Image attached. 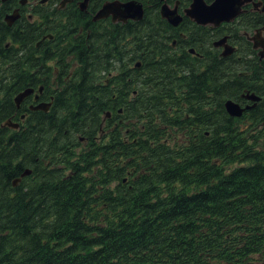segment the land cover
<instances>
[{
    "label": "trees",
    "instance_id": "16d2710c",
    "mask_svg": "<svg viewBox=\"0 0 264 264\" xmlns=\"http://www.w3.org/2000/svg\"><path fill=\"white\" fill-rule=\"evenodd\" d=\"M104 1L90 0L88 14L79 10L69 29L80 27V15H93ZM138 1L145 6L141 21L89 19L86 44L78 37L65 45L76 55L72 72L82 79L72 80L66 91L71 102L56 106V122L69 121L68 132L42 142L40 168L37 141L28 140L25 151L2 146L0 164L6 172L0 173V183L9 184L17 169L33 172L14 192L0 188V264H264V59L246 36L264 26L262 7L210 28L188 17L173 26L161 17L162 0ZM166 1L178 2L181 10L192 2ZM2 13L0 39L7 30ZM185 28L189 39L174 49L173 38ZM23 29L13 41L32 43V25ZM226 34L237 48L223 57L212 42ZM5 52L1 56L13 61L14 54ZM33 61L27 58L36 67ZM100 75L109 77L108 86L94 78ZM248 92L260 101L242 117H231L226 100L252 104L242 96ZM91 108L99 113L122 108L135 117L137 130L143 128L121 153L101 147V167L91 163L95 146L78 151L79 145L71 144L86 132L82 120L97 122L89 120ZM164 125L171 137L196 133L198 145L175 142L164 152ZM33 128L30 116L17 133ZM48 159L66 164L71 174L49 167ZM195 169L196 192L175 187H191ZM127 170L134 172L133 193L125 194L127 186L118 184L113 195L108 185L121 182ZM164 183V192L156 189ZM93 187H98V208H89L81 197ZM43 236L53 237L54 244Z\"/></svg>",
    "mask_w": 264,
    "mask_h": 264
},
{
    "label": "flooded vegetation",
    "instance_id": "af4514ba",
    "mask_svg": "<svg viewBox=\"0 0 264 264\" xmlns=\"http://www.w3.org/2000/svg\"><path fill=\"white\" fill-rule=\"evenodd\" d=\"M65 2L64 4L62 2ZM83 0H0L1 19L7 26L6 32L3 33L4 37L0 39V152L2 146L5 144L8 148L10 145L25 151L28 140L31 142L37 141L35 151V163L37 169L40 168L43 159L40 156L41 144L46 139L54 140L56 133L61 137L68 132L69 121H65V124L57 123V114L60 110H56L58 104H69L70 92H66L70 86L72 80H80L82 77L74 75L71 69V65L76 63V55L73 54L65 45L71 39H77L80 37L81 45L86 44L89 37L88 20L93 18V15L86 16L88 14V7L85 11L81 10V2ZM256 1V0H255ZM179 11L183 14L184 8ZM245 13H251L259 11L261 6H255L253 3H249L244 7ZM16 9L19 10L20 17L12 24L9 25L5 16L13 13ZM79 10L85 14H81L82 25L80 27L69 26L72 23H77L79 16ZM111 19V18H110ZM112 20V19H111ZM26 24H31L34 29L33 42L32 43H20L13 41V35L16 31L23 32V27ZM68 32H73L71 35ZM249 32H246V35ZM180 37L173 38L172 47L179 49L180 44L189 39V30H178ZM248 38V37H247ZM216 39L213 40V42ZM250 40V39H248ZM264 42V31L259 39ZM251 41V40H250ZM212 42V46L214 47ZM252 42V41H251ZM63 49V50H62ZM9 51L14 54V60L4 59L1 56L2 52ZM62 51H64L62 53ZM6 53V52H5ZM191 53V52H190ZM194 54V53H192ZM92 55H95L93 53ZM34 58L32 62L36 67H31L27 64V58ZM66 60V61H65ZM66 67L63 69V67ZM26 71H30L29 74ZM94 78L104 80L103 86H108L109 77L102 75L95 76ZM129 80L133 78L130 75ZM28 92L23 99L17 103L15 98L20 94ZM135 94V93H134ZM165 102H168L165 100ZM249 102V101H248ZM251 104L250 102L247 104ZM93 116L89 120H96L97 122L88 123L85 120L81 121L80 126H86V132L76 134L75 139L71 142L72 145L78 144L77 150L80 151L84 148L90 149L95 146L96 149L92 152L94 156L91 159V163H98L101 167V158L103 151L101 147L110 146L116 148L114 151L121 153L123 146L131 145L137 141L136 133L142 132V129H136V120L133 115H127L122 108L109 109L107 111L99 113L98 108H91ZM32 116L34 120L35 128L28 132L17 133L27 123L28 118ZM42 118L48 120L45 125ZM143 127V125H139ZM168 126H163V134L161 142L163 143V151L165 152V146L171 143H183L185 145L190 142L193 145H198L199 140L197 134L184 135L183 138L171 137L168 134ZM206 135H210L206 131ZM149 143H154V140L147 139ZM46 165L54 168L56 165L63 169V173L67 176L71 174V170L67 169L66 164L60 163V161H53L48 159L44 161ZM196 162V161H195ZM119 163H116L117 170ZM122 168H128L123 164ZM27 168L26 170H28ZM17 169L16 176L12 178L9 184L0 183V188L3 191L11 193L19 189L26 171ZM120 171V170H119ZM6 172L1 168L0 173ZM89 173V172H86ZM133 171L127 170L126 174L122 177L121 182L112 181L108 188L111 193L115 194V187L120 185L127 186L128 190L125 194L133 193L131 181L133 179ZM39 178L37 177V183ZM198 171L193 170L192 185L191 187H182L180 184H175L178 189H183L186 193H194L198 190ZM126 189V188H125ZM159 189L160 192L166 190V184ZM98 187H93L91 193L83 192L81 194L82 199L88 205L89 208H98L99 199ZM128 201L129 199H125ZM149 203H141L142 206H146ZM107 205L103 204V208ZM117 205L116 207H118ZM155 207L157 205H154ZM197 223L200 220L196 221ZM51 239V243L54 244V238L51 236L41 237V239ZM147 254H154L147 252ZM234 264H237L235 262Z\"/></svg>",
    "mask_w": 264,
    "mask_h": 264
},
{
    "label": "water",
    "instance_id": "95a60500",
    "mask_svg": "<svg viewBox=\"0 0 264 264\" xmlns=\"http://www.w3.org/2000/svg\"><path fill=\"white\" fill-rule=\"evenodd\" d=\"M6 1V0H3ZM90 0L81 2V10L85 11ZM160 14L163 19H166L171 25L179 26L184 16H187L198 25L209 26L210 28L219 27L223 23H231L235 21L243 12L246 11L245 5L253 3L255 6H262V1L258 0H192L191 4L185 8L183 14L179 11L178 3L171 6L166 0H162ZM65 3L64 1L62 2ZM264 12V6L261 9ZM145 6L143 2L138 0H107L101 8L94 14L93 20L98 21L111 17L114 23H127L131 21H141L144 18ZM20 17L19 10L16 9L13 13L7 14L5 20L9 25H12ZM264 31V26L256 29L253 35L248 38L253 42L254 49H259L258 54L261 59H264V42L260 41V37ZM215 48L221 49V55L227 57L232 55L236 46L230 42V35L226 34L223 37L216 39L213 42ZM195 52V49H190ZM140 67V63L136 64ZM28 92H24L15 98L19 103ZM246 100L253 101V104L242 106L240 102L233 99H228L225 102V108L228 114L232 117H242L244 112L252 109L260 101L261 96L256 93H245L242 95ZM31 170H26L23 175H27Z\"/></svg>",
    "mask_w": 264,
    "mask_h": 264
},
{
    "label": "rangeland",
    "instance_id": "374dc122",
    "mask_svg": "<svg viewBox=\"0 0 264 264\" xmlns=\"http://www.w3.org/2000/svg\"><path fill=\"white\" fill-rule=\"evenodd\" d=\"M253 33H254V32H253ZM253 33H251L250 35H253ZM178 37H180V34H178L177 37H174V39H177V40H178ZM133 57H134V55H133ZM88 71H90V68H88Z\"/></svg>",
    "mask_w": 264,
    "mask_h": 264
},
{
    "label": "bare ground",
    "instance_id": "6f19581e",
    "mask_svg": "<svg viewBox=\"0 0 264 264\" xmlns=\"http://www.w3.org/2000/svg\"><path fill=\"white\" fill-rule=\"evenodd\" d=\"M100 55V54H99ZM232 117V116H231ZM30 142V141H29ZM29 142H28V144H29ZM28 144H26V148H25V150H27L29 147H28ZM25 184H28L27 182L25 183Z\"/></svg>",
    "mask_w": 264,
    "mask_h": 264
}]
</instances>
